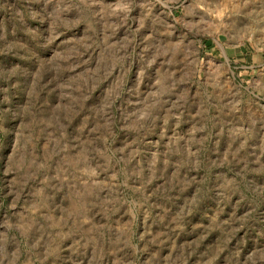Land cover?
Masks as SVG:
<instances>
[{
  "label": "rangeland",
  "instance_id": "rangeland-1",
  "mask_svg": "<svg viewBox=\"0 0 264 264\" xmlns=\"http://www.w3.org/2000/svg\"><path fill=\"white\" fill-rule=\"evenodd\" d=\"M0 264H264V0H0Z\"/></svg>",
  "mask_w": 264,
  "mask_h": 264
}]
</instances>
